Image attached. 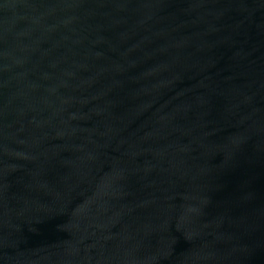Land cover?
Returning <instances> with one entry per match:
<instances>
[{
  "label": "water",
  "instance_id": "95a60500",
  "mask_svg": "<svg viewBox=\"0 0 264 264\" xmlns=\"http://www.w3.org/2000/svg\"><path fill=\"white\" fill-rule=\"evenodd\" d=\"M0 264H264V0H0Z\"/></svg>",
  "mask_w": 264,
  "mask_h": 264
}]
</instances>
